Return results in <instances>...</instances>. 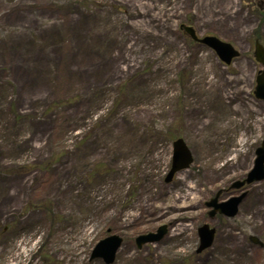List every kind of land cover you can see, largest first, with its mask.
<instances>
[{
    "label": "rangeland",
    "instance_id": "rangeland-1",
    "mask_svg": "<svg viewBox=\"0 0 264 264\" xmlns=\"http://www.w3.org/2000/svg\"><path fill=\"white\" fill-rule=\"evenodd\" d=\"M260 2L0 0V264H105L91 257L112 234V264H264V180L224 222L205 207L264 136ZM182 24L239 57L225 65ZM177 138L193 163L166 183ZM204 224L219 233L197 253Z\"/></svg>",
    "mask_w": 264,
    "mask_h": 264
},
{
    "label": "water",
    "instance_id": "water-1",
    "mask_svg": "<svg viewBox=\"0 0 264 264\" xmlns=\"http://www.w3.org/2000/svg\"><path fill=\"white\" fill-rule=\"evenodd\" d=\"M181 29L187 32L195 41H199L202 44L207 45L213 49L220 59L226 63L230 64L235 57L239 56V52L234 48V46L228 42L222 41L215 36H206L204 38H198L193 27L181 25ZM254 56L257 62L263 65V71H261L257 77V86L255 89V96L257 99L264 100V47L259 42L255 44ZM174 153H173V163L172 168L166 182H170L174 175L181 170L189 168L193 162L192 154L187 147L183 139H178L174 142ZM264 179V138L261 146L256 151V159L254 161V166L247 176L244 182H236L234 187L239 188L244 184H251ZM244 194L240 197L231 199L228 202L217 203L215 198L207 203L208 207H215L220 213L227 216H235L238 212V206ZM166 226H162L158 229L157 233H149L141 235L136 239L138 248H141L145 243H152L161 240L166 233ZM201 236V247L199 251L211 246L214 238V230L210 229L208 225H204L199 229ZM122 238L117 235H111L101 240L93 251L92 259L102 258L105 263L110 264L114 261L116 253L122 244Z\"/></svg>",
    "mask_w": 264,
    "mask_h": 264
},
{
    "label": "flooded vegetation",
    "instance_id": "flooded-vegetation-1",
    "mask_svg": "<svg viewBox=\"0 0 264 264\" xmlns=\"http://www.w3.org/2000/svg\"><path fill=\"white\" fill-rule=\"evenodd\" d=\"M240 180H244V177L243 178H240ZM232 186H234V185L231 184L229 187H224V188L218 189V191L221 190V192L219 194V197H220L219 202L225 201V200H222L221 198L223 196L228 195V194H230V196H234V195L237 196V195H240L242 193H246V195H245V197L243 199V201H245V199L248 196V193L246 192L248 190V187H243V188H240V189H234V188H231ZM212 210L213 209H207L206 216L208 218L210 216L212 220H218V222H224V221L230 219V218L226 217L225 215H222V214H220L218 212H213ZM210 212H211V214H210ZM210 225H211L212 228L215 229V232H216L215 240H216L217 237H218V233H219V226H214L213 224H210Z\"/></svg>",
    "mask_w": 264,
    "mask_h": 264
},
{
    "label": "trees",
    "instance_id": "trees-1",
    "mask_svg": "<svg viewBox=\"0 0 264 264\" xmlns=\"http://www.w3.org/2000/svg\"><path fill=\"white\" fill-rule=\"evenodd\" d=\"M255 37L257 38V39H261V36H260V34H259V32H255Z\"/></svg>",
    "mask_w": 264,
    "mask_h": 264
}]
</instances>
